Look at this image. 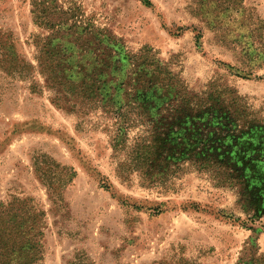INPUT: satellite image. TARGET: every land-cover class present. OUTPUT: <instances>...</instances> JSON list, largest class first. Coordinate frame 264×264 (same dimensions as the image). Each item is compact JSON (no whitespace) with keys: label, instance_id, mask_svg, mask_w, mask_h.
I'll use <instances>...</instances> for the list:
<instances>
[{"label":"rangeland","instance_id":"1","mask_svg":"<svg viewBox=\"0 0 264 264\" xmlns=\"http://www.w3.org/2000/svg\"><path fill=\"white\" fill-rule=\"evenodd\" d=\"M41 2L0 0V202L42 212L37 264H264V0Z\"/></svg>","mask_w":264,"mask_h":264},{"label":"trees","instance_id":"2","mask_svg":"<svg viewBox=\"0 0 264 264\" xmlns=\"http://www.w3.org/2000/svg\"><path fill=\"white\" fill-rule=\"evenodd\" d=\"M41 1L33 0L34 12L38 14L47 12L45 3ZM44 16L51 17L50 14ZM61 24L65 25L63 22ZM54 68L48 65L45 70L52 74ZM184 101L183 96L176 93L171 103H182L187 107ZM47 176L44 173V179ZM28 206V203L21 200L0 202V264H37L41 259L36 237L41 235L42 212L34 206Z\"/></svg>","mask_w":264,"mask_h":264}]
</instances>
